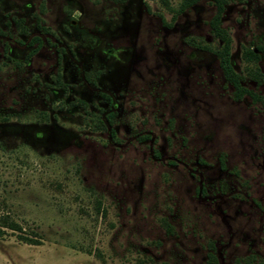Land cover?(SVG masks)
<instances>
[{
	"label": "rangeland",
	"instance_id": "374dc122",
	"mask_svg": "<svg viewBox=\"0 0 264 264\" xmlns=\"http://www.w3.org/2000/svg\"><path fill=\"white\" fill-rule=\"evenodd\" d=\"M214 13L0 0V264L264 261V109L234 99ZM221 26L264 99L242 56L264 78V0Z\"/></svg>",
	"mask_w": 264,
	"mask_h": 264
},
{
	"label": "trees",
	"instance_id": "16d2710c",
	"mask_svg": "<svg viewBox=\"0 0 264 264\" xmlns=\"http://www.w3.org/2000/svg\"><path fill=\"white\" fill-rule=\"evenodd\" d=\"M163 7L169 10L172 13V18L181 13L184 9L188 8L198 0H176V4L173 5L170 0H157ZM215 5V13L209 21V27L212 35L221 41V46L219 49L215 50V54L219 58L220 65L223 69L226 79L232 84L234 91V99H240L243 96H249L253 101L260 102L264 109V99L260 97L254 91H251L244 87L241 84V76L236 73L230 61V48H231V38L228 32L221 26L222 14L224 11L225 0H212ZM257 51L262 52V46L256 47ZM243 58L250 63H253L254 66L246 68L247 75L255 80L257 83H262L264 81L263 76L261 75L259 68L255 66L256 61L259 56L250 48H246L242 52ZM212 254H209V256ZM252 258H247V260L240 261L236 260L232 264H252L250 262ZM260 264H264V261H261Z\"/></svg>",
	"mask_w": 264,
	"mask_h": 264
}]
</instances>
